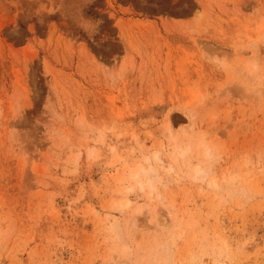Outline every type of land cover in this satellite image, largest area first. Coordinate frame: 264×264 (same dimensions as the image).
Returning a JSON list of instances; mask_svg holds the SVG:
<instances>
[{
    "label": "rangeland",
    "instance_id": "374dc122",
    "mask_svg": "<svg viewBox=\"0 0 264 264\" xmlns=\"http://www.w3.org/2000/svg\"><path fill=\"white\" fill-rule=\"evenodd\" d=\"M0 264H264V0H0Z\"/></svg>",
    "mask_w": 264,
    "mask_h": 264
},
{
    "label": "clouds",
    "instance_id": "9594fccd",
    "mask_svg": "<svg viewBox=\"0 0 264 264\" xmlns=\"http://www.w3.org/2000/svg\"><path fill=\"white\" fill-rule=\"evenodd\" d=\"M210 186H213V185H210Z\"/></svg>",
    "mask_w": 264,
    "mask_h": 264
},
{
    "label": "bare ground",
    "instance_id": "6f19581e",
    "mask_svg": "<svg viewBox=\"0 0 264 264\" xmlns=\"http://www.w3.org/2000/svg\"><path fill=\"white\" fill-rule=\"evenodd\" d=\"M136 176V175H135Z\"/></svg>",
    "mask_w": 264,
    "mask_h": 264
}]
</instances>
